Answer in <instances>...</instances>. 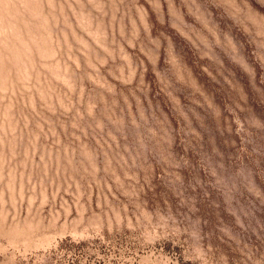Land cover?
I'll return each instance as SVG.
<instances>
[{"label": "rangeland", "instance_id": "obj_1", "mask_svg": "<svg viewBox=\"0 0 264 264\" xmlns=\"http://www.w3.org/2000/svg\"><path fill=\"white\" fill-rule=\"evenodd\" d=\"M0 264H264V0H0Z\"/></svg>", "mask_w": 264, "mask_h": 264}]
</instances>
